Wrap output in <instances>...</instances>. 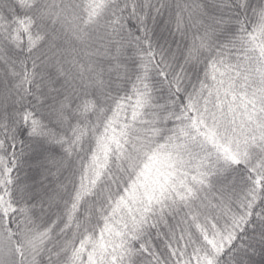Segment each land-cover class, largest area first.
Returning a JSON list of instances; mask_svg holds the SVG:
<instances>
[{
    "label": "snow or ice",
    "instance_id": "obj_1",
    "mask_svg": "<svg viewBox=\"0 0 264 264\" xmlns=\"http://www.w3.org/2000/svg\"><path fill=\"white\" fill-rule=\"evenodd\" d=\"M0 264H264V0H0Z\"/></svg>",
    "mask_w": 264,
    "mask_h": 264
}]
</instances>
